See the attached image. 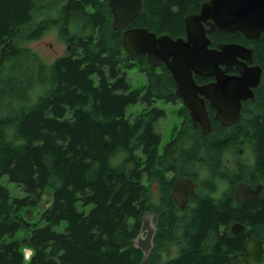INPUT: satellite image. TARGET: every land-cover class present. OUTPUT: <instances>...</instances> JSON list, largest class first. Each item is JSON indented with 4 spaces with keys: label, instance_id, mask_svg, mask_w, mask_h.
I'll list each match as a JSON object with an SVG mask.
<instances>
[{
    "label": "trees",
    "instance_id": "1",
    "mask_svg": "<svg viewBox=\"0 0 264 264\" xmlns=\"http://www.w3.org/2000/svg\"><path fill=\"white\" fill-rule=\"evenodd\" d=\"M202 1L144 0L129 27L184 36L186 15ZM112 21L107 0H0V264H235L244 238L230 225L264 224V197L234 207L230 189L222 198L213 194L227 180L234 187L253 174L264 179V33L257 39L223 29L208 34L213 46L255 47L263 76L238 123L223 125L208 105L213 124L204 134L179 102L166 64L130 54ZM52 28L68 52L46 62L29 43ZM157 101L178 104L169 110L177 120L164 144L156 122L167 109ZM140 102L132 119L128 107ZM241 147H254L255 161L237 158L231 165L226 154L238 157ZM196 162L211 177L182 210L171 188L179 175H196ZM7 181L25 194H13ZM47 191L51 205L39 220L27 219ZM147 211L158 231L144 260L133 239ZM24 245L34 250L28 263ZM173 245L177 254L163 260Z\"/></svg>",
    "mask_w": 264,
    "mask_h": 264
},
{
    "label": "water",
    "instance_id": "2",
    "mask_svg": "<svg viewBox=\"0 0 264 264\" xmlns=\"http://www.w3.org/2000/svg\"><path fill=\"white\" fill-rule=\"evenodd\" d=\"M107 1L113 27L123 30L122 42L126 50L133 56H147L148 62L155 66L166 64L176 83V95L182 98L189 115L205 134L212 131L213 124L207 99L215 110V120L225 126L240 121L243 102L254 97V88L262 81L263 67L254 64V47L233 41L212 46L208 34L223 29L240 31L250 39L259 38L264 33V0H203L198 12L186 15L185 35L176 37L169 33L159 34L146 26L129 27L142 13L144 0ZM235 68L237 73L232 72ZM195 75L213 76L214 80L199 85ZM197 186L191 177L176 180L172 194L182 208ZM262 188V184L253 188L241 182L237 187V202L243 203L249 196L258 195ZM47 192L39 205L40 215L52 203V194ZM32 211H26L25 216L34 221L30 218ZM154 216L152 211L145 212L141 231L133 239L134 245L143 249L144 260L154 247L157 231ZM242 226L235 223L232 230L237 233ZM21 250L28 263L34 254L33 248L24 245ZM235 258V264H264V239L248 233L243 251L235 253Z\"/></svg>",
    "mask_w": 264,
    "mask_h": 264
},
{
    "label": "rangeland",
    "instance_id": "3",
    "mask_svg": "<svg viewBox=\"0 0 264 264\" xmlns=\"http://www.w3.org/2000/svg\"><path fill=\"white\" fill-rule=\"evenodd\" d=\"M29 44L31 48L39 52V54L43 57V60L46 62H52L55 58L62 56L66 52H68V44L66 43L65 39L60 36L57 28L50 29V31H48L42 38L38 40H34L30 42ZM140 77H143V76H140ZM130 78H134L133 75H131ZM133 81L134 83L140 82L138 80H133ZM156 104L159 105L160 107L167 109L166 115L156 122V129L162 135L163 137L162 142L164 144L166 141L170 139L171 127L174 124V122L177 120V116H175L174 114H171L169 110L174 109V107H177L178 104L176 105L173 104L171 106V104L163 103L162 101H157ZM142 108H143L142 102L137 103V104H132L128 107V114H130L131 118L133 119L135 114L138 111H140ZM249 152L250 150L246 149V152L243 155L238 154V157H237L235 153H232V154L229 153L226 155V157L232 162H234L235 159L239 158L241 160H244L250 163L252 162V159L249 160V157H250ZM115 162H116V159L113 158V163ZM191 169L194 172H196L198 180H203L207 178L210 174L208 168L203 164L193 163L191 166ZM4 178L6 179V176H4ZM7 185L9 188H11V191L13 194L20 195V196L25 194V192L20 187L14 185L12 182L7 181ZM224 186L225 185L220 184L219 190L221 191L222 189H224ZM47 194H49V192H47ZM155 199L156 197L153 198L154 202H155ZM39 207L32 209L33 211H32L31 216L33 217H30V218L34 221L39 220L41 217V215L38 212ZM177 252H178V249H176L175 246L171 247L169 251L162 253V259L166 260L169 257H173L177 254Z\"/></svg>",
    "mask_w": 264,
    "mask_h": 264
},
{
    "label": "flooded vegetation",
    "instance_id": "4",
    "mask_svg": "<svg viewBox=\"0 0 264 264\" xmlns=\"http://www.w3.org/2000/svg\"><path fill=\"white\" fill-rule=\"evenodd\" d=\"M230 42V41H229ZM233 42H236V41H233ZM239 43H242V44H244L243 43V41H240ZM218 44V43H217ZM213 46V45H212ZM216 46V45H215ZM248 46H250V47H253L252 45H248ZM254 49H255V47H254ZM254 64H260L259 62H257V60H256V58H255V51H254ZM232 72L233 73H237L238 72V70L235 68V69H233L232 70ZM211 80H214V77L213 76H211V77H202V76H200V79H196V81L198 82V84L199 85H202V84H205V83H207V82H209V81H211ZM261 84V83H260ZM260 86V85H259ZM258 86V87H259ZM175 87H176V83H175ZM258 87H256V88H254V92H255V94H254V97L253 98H251L252 100H255V97H256V92H257V88ZM179 98V102L181 103V104H183L184 105V103H183V100H182V98H180V97H178ZM206 105H207V109H208V105H210V102H209V100L207 99L206 100ZM211 106V105H210ZM212 107V106H211ZM188 110V109H187ZM257 111V110H256ZM208 112H209V109H208ZM188 115H189V111H188ZM214 115H215V110H214ZM190 116V115H189ZM191 117V116H190ZM194 120V119H193ZM195 122V121H194ZM195 124V126H199L200 124L199 123H194ZM199 124V125H198ZM201 128V127H200ZM201 130H202V128H201ZM203 131V130H202ZM204 133V132H203ZM205 134V133H204ZM246 149L247 148H245V147H241V148H239L237 151H238V154L239 155H243L245 152H246ZM249 150H250V157H249V160L250 159H252V162H250L251 164L255 161V157H256V149L253 147V148H248ZM232 154V153H234V151H231V152H228L227 154ZM226 154V155H227ZM227 158V157H226ZM227 160L230 162V164L231 165H234L235 164V162H236V159L234 160V162H232V161H230L228 158H227ZM245 162H247V161H245ZM196 163H198V162H196ZM247 163H249V162H247ZM199 164H201V163H199ZM209 170V169H208ZM196 173V172H195ZM210 173V172H209ZM180 177H191L197 184H198V186L196 187V191L193 193V194H191L190 196H189V199H188V202H187V204H186V206L184 207V208H182L177 202H176V199L174 198V196H173V194H172V188H173V186H174V184H175V182H176V180L178 179V178H180ZM211 177V175L209 174V176L207 177V178H205V179H203V180H198V177H197V174L195 175V176H192V175H188V176H182V175H179L175 180H174V184H173V186H172V188H171V195H172V197H173V200H174V202H175V204H176V206H177V208H180V209H182V210H185L188 206H190L191 204H193L192 203V196H194L195 194H196V192L199 190V189H201V185H202V182L203 181H205V180H207L208 178H210ZM241 182H245V183H247V184H250L253 188H255V187H257L259 184H262L263 185V188H262V190L260 191V193L258 194V195H256V196H254V195H252V196H249L243 203H239V202H237V200H236V192H237V187H238V185L241 183ZM221 184H223V185H225L224 186V189H222L221 191L220 190H218L217 192H215V194H213V195H215V197H218V198H222L223 196H224V194L225 193H227L229 190L228 189H230L231 190V192L228 194L229 195V197H230V202H231V204L234 206V207H237V206H239V207H244V206H246V205H249L254 199H258V198H260V197H264V179L263 178H259V177H256L254 174L253 175H251V177L250 178H248V179H243V180H240V181H238V182H236L235 183V186L234 187H231V183H230V180H227V181H225V182H223V183H221ZM220 185V184H219ZM153 191H154V194H155V196H156V199H155V202H156V204L158 205L159 203H160V197H161V192H160V186L158 185V183H155V185H154V187H153ZM220 191V192H219ZM218 194V195H217ZM202 195V194H201ZM203 195H205V193H203ZM157 216H158V214H157ZM155 218V217H154ZM235 223H240V224H242L243 226L240 228V230L236 233V232H234L233 230H232V228H233V225L235 224ZM247 223H249L247 220L245 221V223H242V222H240V221H234V222H232L231 223V225H230V230H231V232H233V233H235V234H241L242 233V235H243V238H244V245H245V242H246V239H247V236H248V233H252V234H254L257 238H259V239H264V224H255V225H249V224H247ZM157 231H158V228H157ZM156 231V232H157ZM146 234V233H145ZM244 245H243V249H244ZM176 247V249H178V245H173L172 247ZM241 251H243V250H241ZM241 251H238V252H241ZM149 255H150V253H149ZM148 255V256H149ZM235 256V255H234ZM236 259V258H235ZM247 264V263H246Z\"/></svg>",
    "mask_w": 264,
    "mask_h": 264
},
{
    "label": "bare ground",
    "instance_id": "5",
    "mask_svg": "<svg viewBox=\"0 0 264 264\" xmlns=\"http://www.w3.org/2000/svg\"><path fill=\"white\" fill-rule=\"evenodd\" d=\"M254 51H255V49H254ZM196 122V121H195ZM196 123H198V122H196Z\"/></svg>",
    "mask_w": 264,
    "mask_h": 264
}]
</instances>
